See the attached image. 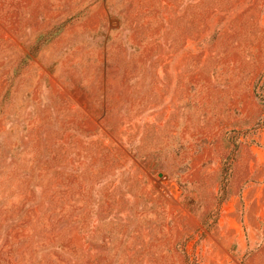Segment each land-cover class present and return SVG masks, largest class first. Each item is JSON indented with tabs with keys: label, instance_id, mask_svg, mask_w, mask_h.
<instances>
[{
	"label": "rangeland",
	"instance_id": "obj_1",
	"mask_svg": "<svg viewBox=\"0 0 264 264\" xmlns=\"http://www.w3.org/2000/svg\"><path fill=\"white\" fill-rule=\"evenodd\" d=\"M0 264H264V0H0Z\"/></svg>",
	"mask_w": 264,
	"mask_h": 264
}]
</instances>
